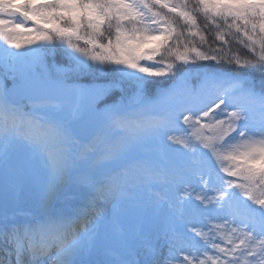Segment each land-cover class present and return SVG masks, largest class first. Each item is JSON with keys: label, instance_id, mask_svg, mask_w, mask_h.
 <instances>
[{"label": "snow or ice", "instance_id": "1", "mask_svg": "<svg viewBox=\"0 0 264 264\" xmlns=\"http://www.w3.org/2000/svg\"><path fill=\"white\" fill-rule=\"evenodd\" d=\"M0 264H264V0H0Z\"/></svg>", "mask_w": 264, "mask_h": 264}]
</instances>
